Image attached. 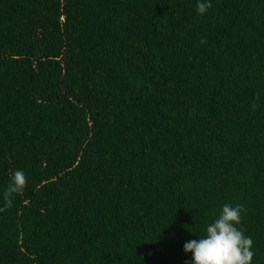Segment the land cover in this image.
<instances>
[{
    "label": "trees",
    "instance_id": "trees-1",
    "mask_svg": "<svg viewBox=\"0 0 264 264\" xmlns=\"http://www.w3.org/2000/svg\"><path fill=\"white\" fill-rule=\"evenodd\" d=\"M198 2L0 0V264H193L224 204L264 264V0Z\"/></svg>",
    "mask_w": 264,
    "mask_h": 264
},
{
    "label": "clouds",
    "instance_id": "clouds-1",
    "mask_svg": "<svg viewBox=\"0 0 264 264\" xmlns=\"http://www.w3.org/2000/svg\"><path fill=\"white\" fill-rule=\"evenodd\" d=\"M211 7L208 0H200L197 12L203 15ZM255 99L259 100V96ZM25 185V173L16 170L3 193L4 207L0 208V212L12 206L13 194L22 192ZM243 210L242 205L233 207L224 204L218 219L205 226V234L185 243L184 251L193 254V264H251L253 240L236 227L241 222L240 214Z\"/></svg>",
    "mask_w": 264,
    "mask_h": 264
}]
</instances>
